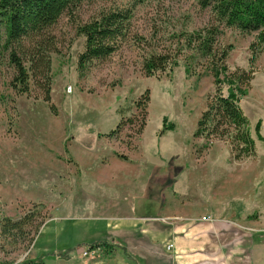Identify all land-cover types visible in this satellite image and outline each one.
<instances>
[{
  "label": "rangeland",
  "instance_id": "rangeland-1",
  "mask_svg": "<svg viewBox=\"0 0 264 264\" xmlns=\"http://www.w3.org/2000/svg\"><path fill=\"white\" fill-rule=\"evenodd\" d=\"M113 9H131L127 37L109 56L79 67L85 38L77 27ZM213 22L211 9L197 0H82L43 33L49 42L48 99L42 69L30 71L29 90L20 91L10 49L0 38V264L35 255H43L45 264H61L55 254L67 251L77 260L87 258L80 254L90 243H80L88 235L86 212L112 203L123 208L137 203L153 212L163 200L160 180H170L164 204L175 211L195 218L222 212L236 200L235 211L244 212L238 228L246 233L264 228V50L252 53L255 32L224 28L218 39L232 46L229 70L252 76L239 105L254 155L236 158L227 141L206 144L194 137L214 78L204 59L188 60L193 53L179 39ZM24 46L34 48L35 41ZM154 52L175 56L177 64L146 76L143 61ZM146 90L144 113L136 104ZM227 90L224 84L222 93ZM153 173L158 184L152 190L150 182L147 190ZM134 186L144 189L142 196L128 192ZM120 189L122 196L116 194ZM7 219L19 220L20 229L4 232ZM261 254L263 248L254 252Z\"/></svg>",
  "mask_w": 264,
  "mask_h": 264
},
{
  "label": "trees",
  "instance_id": "trees-1",
  "mask_svg": "<svg viewBox=\"0 0 264 264\" xmlns=\"http://www.w3.org/2000/svg\"><path fill=\"white\" fill-rule=\"evenodd\" d=\"M80 1L82 0H0V38L3 39V47L10 49V62L16 69L13 81L21 92L29 90V78L42 69L47 91L45 99H48L49 63L45 57L46 51L49 50V42L42 36L69 7ZM132 1L134 4H142L146 0ZM197 2L202 8L211 9L215 22L197 30L180 33L179 42L185 52L193 53L187 57L189 61L197 56L205 60L214 78L215 90L209 95L205 109L197 120L194 137H202L206 144H211L214 139L227 141L236 158L249 157L254 155L255 142L249 132L248 120L239 105V97L248 91L252 76L248 71L229 70L226 58L232 46L219 45L218 39L224 28H234L242 33L255 32L254 41L250 44L251 51L256 53L258 50H264V0H197ZM132 17L131 9H113L104 12L99 18L79 25L77 32L85 40L84 50L78 55V66L83 67L92 59L112 54L127 37ZM25 41H35L34 48H25ZM22 55H25V58ZM27 62L29 67L26 66ZM176 64L175 56L154 52L144 58L143 71L146 76H153L158 72L171 71ZM187 65L190 66V63ZM32 70L33 73L30 74ZM224 84L228 85L225 95L222 93ZM147 94L146 90L136 104L143 112ZM143 126L144 122H141L139 131ZM115 132L116 130H112L107 136ZM21 225L19 220L7 219L3 224V231L20 229ZM86 245L99 248L103 245L111 248L106 242H92ZM67 252L57 256L64 257L65 254L68 258L70 254ZM42 256L25 257L15 264H45Z\"/></svg>",
  "mask_w": 264,
  "mask_h": 264
},
{
  "label": "crops",
  "instance_id": "crops-1",
  "mask_svg": "<svg viewBox=\"0 0 264 264\" xmlns=\"http://www.w3.org/2000/svg\"><path fill=\"white\" fill-rule=\"evenodd\" d=\"M158 181L154 173L151 174L145 188L149 190V183L152 182L154 186L151 189L154 190ZM168 182L170 180H160L163 200L158 202L153 212L136 208L137 203L131 208L112 203L111 206L88 210V225H85L88 235L80 243L106 242L111 248L102 245L100 256L81 260L72 255L66 260L60 259L57 255L61 252H58L55 256L59 263L264 264V254L261 257L254 255L257 248H263L264 252V228H260L258 233H246L238 228V217L244 212L235 211L236 200L228 201L229 207L222 212L205 211L200 213V217H188L187 212L175 211L164 204V190ZM120 190L116 194H125L124 190ZM131 191L135 197H140L144 189L134 186L128 192ZM261 215L264 216V213ZM261 219L264 220V217ZM75 245L80 244L77 242Z\"/></svg>",
  "mask_w": 264,
  "mask_h": 264
},
{
  "label": "built area",
  "instance_id": "built-area-1",
  "mask_svg": "<svg viewBox=\"0 0 264 264\" xmlns=\"http://www.w3.org/2000/svg\"><path fill=\"white\" fill-rule=\"evenodd\" d=\"M203 219H209V217ZM80 254L87 258H97L101 254V248L99 247H82Z\"/></svg>",
  "mask_w": 264,
  "mask_h": 264
}]
</instances>
